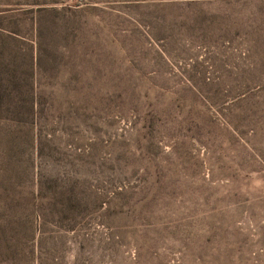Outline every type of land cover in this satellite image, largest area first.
I'll return each instance as SVG.
<instances>
[{"label":"rangeland","instance_id":"obj_1","mask_svg":"<svg viewBox=\"0 0 264 264\" xmlns=\"http://www.w3.org/2000/svg\"><path fill=\"white\" fill-rule=\"evenodd\" d=\"M0 264H264V0H0Z\"/></svg>","mask_w":264,"mask_h":264}]
</instances>
